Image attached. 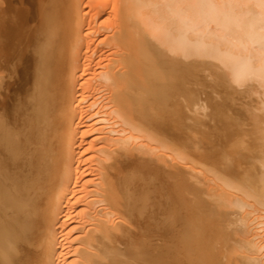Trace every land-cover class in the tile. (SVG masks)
I'll return each instance as SVG.
<instances>
[{"label":"bare ground","instance_id":"1","mask_svg":"<svg viewBox=\"0 0 264 264\" xmlns=\"http://www.w3.org/2000/svg\"><path fill=\"white\" fill-rule=\"evenodd\" d=\"M0 264H264V0H0Z\"/></svg>","mask_w":264,"mask_h":264}]
</instances>
